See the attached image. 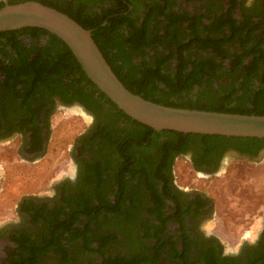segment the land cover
<instances>
[{
	"label": "flooded vegetation",
	"instance_id": "flooded-vegetation-1",
	"mask_svg": "<svg viewBox=\"0 0 264 264\" xmlns=\"http://www.w3.org/2000/svg\"><path fill=\"white\" fill-rule=\"evenodd\" d=\"M106 1L107 4L115 2ZM160 1L166 7L171 5L169 2H177V7L171 6L174 11L188 10L182 0ZM199 1L210 5L217 3V0ZM136 4L139 8L136 13H141L145 1L136 0ZM106 25L107 21H104L102 26ZM126 34L124 27L118 29L113 37L117 46L123 45ZM49 37L48 34L37 37L25 28L0 33V143H12L17 161L33 163L47 156L51 120L57 112L82 111L90 117V122L73 142L70 154L73 173L57 180L52 196H23L15 208L21 220L0 226V264H18V244L12 235L27 234L38 225L48 224V220L56 218V211L61 217L65 212L70 218L76 211L79 214L80 199L86 193L100 189L118 209L107 211V207L99 206L97 202L93 209L90 208L93 215L99 213L91 222L93 229L98 231L97 237L89 238L90 249L83 245L82 238L78 239L79 244L69 240L66 244L70 254L68 264H104L107 258L118 256L138 258L143 264H210L205 260V254L214 247L217 253L212 264H264V216L258 234L251 240H243L232 251H227L223 241L204 228L210 213L215 211V197L205 189L229 170L232 161L259 160L264 141L246 147L212 142L209 148L203 149L192 141L166 144L160 141L162 137L155 143L135 135L127 138L124 135L126 129L139 131L142 127L117 111L116 116H112L110 103L97 92L94 97L95 100L98 98L99 107L94 109L89 103V86L78 81L79 74L64 77L59 73L58 69H65V64L60 61L61 53L48 44ZM117 46L113 50L114 56L135 57L136 53L129 47ZM29 68L42 70L46 76H22ZM102 136L110 139L105 141ZM130 151L134 154L131 164L126 163ZM93 156L109 162L113 171L127 170L130 166L140 172L147 165L149 173L137 177L125 175L126 182L114 177L111 171L103 175L102 186H88L85 181ZM181 160L189 178L186 183L179 180L177 172ZM110 187H113L112 191L108 190ZM24 201L33 204H23ZM40 208L42 213L39 215ZM32 212L36 213L35 217H42L40 223H33ZM84 222L88 220L84 219ZM73 226H80V222ZM107 236L111 242L102 246L101 238ZM71 246H77L79 250H72ZM51 253L62 259L52 250L41 257L40 264H44ZM80 253L86 255L82 261L77 260Z\"/></svg>",
	"mask_w": 264,
	"mask_h": 264
},
{
	"label": "trees",
	"instance_id": "trees-1",
	"mask_svg": "<svg viewBox=\"0 0 264 264\" xmlns=\"http://www.w3.org/2000/svg\"><path fill=\"white\" fill-rule=\"evenodd\" d=\"M24 1L28 0H0V8L6 3ZM35 1L67 13L85 28L95 29L92 36L113 71L129 90L145 99L176 107L264 115V0H256L251 5H247L246 0H217L216 4L204 3L191 11H174L171 6L177 7L175 1L169 2L171 5L166 7L160 0H143L145 5L141 13H136L139 9L136 0H115L111 4H107L106 0ZM104 21H107L106 26H102ZM120 27L127 29V34L124 36L123 45L117 46L113 37ZM25 29L37 37L45 34L50 36L48 44L61 53L60 61L65 64V69H58L59 73L64 77L79 74L78 81L89 86V103L94 109L99 107L98 98L95 100L94 97V92H97L100 98L110 103L111 109L142 127L139 131L126 129L124 135L127 138L135 135L155 143L162 137L160 141L166 144L192 141L203 149L209 148L212 142L246 147L247 144L264 141V138L257 137L155 131L126 115L101 92L86 76L70 48L59 37L38 27ZM115 46L129 47L136 53L134 58L137 61L123 55L114 56ZM25 71L22 76H46L39 69L29 68ZM152 133L155 135L152 136ZM102 137L105 141L110 139L107 136ZM133 157L134 154L130 151L126 163L131 164ZM91 159L85 185L102 186L103 175L110 174L113 170L109 162H103L96 156ZM146 166L144 165L140 172L128 166L127 170L113 171L112 174L126 180L125 175L137 177L149 173ZM108 190L112 191L113 187ZM96 202L99 206L107 207V211L116 208L101 189L94 190L80 199V218L78 211L71 218L67 212L61 217L56 211V218L48 220L52 224L38 225L27 234L12 235L18 244L19 260L16 263L40 264L41 257L54 250L61 256L63 263L68 264L70 254L66 244L69 240L79 244V238H82L85 241L83 245L90 249L89 238L97 237L98 234L91 222L99 213L93 215L90 211ZM23 204L33 203L24 201ZM39 210L37 214L40 215L42 210ZM35 214H31L33 223H40L42 217H35ZM83 215L86 218L81 217ZM84 219L88 222L85 223ZM77 221L80 226L74 227L73 224ZM262 236L264 237V231ZM101 241L102 246H105L111 242V238L103 237ZM216 253L217 249L214 247L206 252L205 260L212 264ZM104 264L143 262L134 257L118 256L107 258Z\"/></svg>",
	"mask_w": 264,
	"mask_h": 264
},
{
	"label": "rangeland",
	"instance_id": "rangeland-1",
	"mask_svg": "<svg viewBox=\"0 0 264 264\" xmlns=\"http://www.w3.org/2000/svg\"><path fill=\"white\" fill-rule=\"evenodd\" d=\"M252 1L246 0V4L251 5ZM181 2L189 11L204 4L199 0ZM111 111L112 116H116L115 110ZM89 122L90 117L82 111L57 112L51 120L47 156L33 163L17 161L12 143H0V226L21 220L16 215L15 208L23 196H52L57 180L73 173L74 165L70 158L73 142ZM179 164V180L186 183L189 178L184 170V163L181 160ZM228 169L205 189L215 197V211L210 213V220L205 222L204 228L215 233L223 241L227 251H232L243 240L254 238L263 226L264 151L256 162L232 161ZM71 249L79 250L77 246H71ZM85 258L86 255L80 253L77 260ZM61 262L63 263L60 258L51 253L44 264H62Z\"/></svg>",
	"mask_w": 264,
	"mask_h": 264
},
{
	"label": "water",
	"instance_id": "water-1",
	"mask_svg": "<svg viewBox=\"0 0 264 264\" xmlns=\"http://www.w3.org/2000/svg\"><path fill=\"white\" fill-rule=\"evenodd\" d=\"M26 27L45 29L72 51L86 76L133 120L155 131L264 138V115L164 105L129 90L92 36V30L52 6L28 0L0 8V33Z\"/></svg>",
	"mask_w": 264,
	"mask_h": 264
}]
</instances>
